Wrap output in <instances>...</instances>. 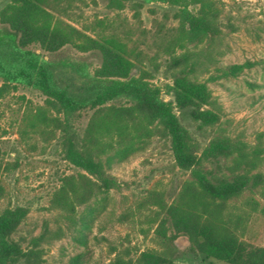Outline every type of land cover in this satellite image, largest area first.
Listing matches in <instances>:
<instances>
[{"label": "rangeland", "instance_id": "obj_1", "mask_svg": "<svg viewBox=\"0 0 264 264\" xmlns=\"http://www.w3.org/2000/svg\"><path fill=\"white\" fill-rule=\"evenodd\" d=\"M11 0H0V11ZM68 22L98 38L114 37L127 45L131 78L145 82L158 100L171 105L192 153L201 158L217 137H230L257 154L255 165L238 157L202 161L216 179L260 174L264 178V0H73ZM206 19L212 30L192 34L190 19ZM16 37L0 23V65L11 73L32 74L46 67L54 89L64 91L68 106L52 107L46 96L20 76L0 101V218L18 214L19 224L0 236V264H113L134 261L142 253L174 264H227L193 253L183 239L156 234L161 214L154 197L168 203L191 172L178 166L169 136L157 132L143 141L114 139L105 158L108 175L120 187L100 191L96 177L80 170L70 152L87 141L98 108L92 101L114 81L97 77L96 52L65 46L55 53L38 47L34 55L16 52ZM181 60L176 65L174 62ZM239 66V68H235ZM186 75L211 92L206 110L218 120H192L174 97V79ZM2 79H0V86ZM132 97L106 102L104 113L129 107ZM44 110L48 121L34 128ZM157 126V125H156ZM112 140V139H111ZM110 140V141H111ZM121 153V154H118ZM84 174L93 191L84 203L61 209L55 198L64 180ZM226 219L246 242L264 247V179L231 199Z\"/></svg>", "mask_w": 264, "mask_h": 264}, {"label": "trees", "instance_id": "obj_2", "mask_svg": "<svg viewBox=\"0 0 264 264\" xmlns=\"http://www.w3.org/2000/svg\"><path fill=\"white\" fill-rule=\"evenodd\" d=\"M73 0H11L0 11V23L7 26L16 37L17 54L35 55L30 48L38 47L47 53H55L65 46H72L80 52H96L101 55L102 65L97 70L99 78L112 80V87H101L102 95L92 101L93 108H102L106 102L119 96L132 97L133 103L115 112L100 108L87 130V141L70 152V159L80 170L87 172L98 181L100 191L119 188L117 179L108 175L106 168L113 159L105 155L107 148H113L114 139L143 141L157 132H165L171 141L172 151L178 166L191 172L172 203L156 195L153 201L161 214L156 234L161 239H183L193 253L227 264H264V247L252 245L242 238V233L226 219L228 202L249 188L263 182V176L256 174L238 175L231 179H216L203 171L202 161L222 157H238L245 164L255 165L257 154L247 150V145L230 137H217L205 148L201 158L192 153L185 140L180 123L168 103L158 100L149 86L131 78L133 63L127 57V45L114 37L94 38L68 22ZM192 34L206 33L212 26L206 19H190ZM176 65L181 60L174 62ZM37 78L32 74L11 73L0 65V101L10 92L13 84L20 82V76L28 79L46 96L52 107L57 104L68 106L69 100L64 91L53 88L45 66H34ZM239 68V66L235 67ZM174 97L181 110L188 112L196 122L215 123L218 116L206 110L211 102V92L203 83L190 80L186 75L174 79ZM48 118L44 110L38 111L32 121L34 128L46 124ZM157 125V126H156ZM0 127V141L3 138ZM112 139V140H111ZM111 140V141H110ZM118 154H121L118 152ZM1 160V146H0ZM1 175V164H0ZM97 185L90 178L80 174L79 178L68 177L60 187L55 203L61 209H69L84 203L91 197ZM98 186V185H97ZM16 213L0 218V236H8L19 224ZM241 234V235H240ZM113 264H174L158 254L144 252L134 261L117 260Z\"/></svg>", "mask_w": 264, "mask_h": 264}]
</instances>
